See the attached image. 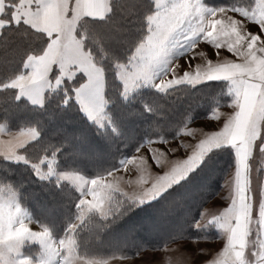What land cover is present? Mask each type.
Instances as JSON below:
<instances>
[{
  "label": "clouds",
  "instance_id": "1",
  "mask_svg": "<svg viewBox=\"0 0 264 264\" xmlns=\"http://www.w3.org/2000/svg\"><path fill=\"white\" fill-rule=\"evenodd\" d=\"M0 264H264V0H0Z\"/></svg>",
  "mask_w": 264,
  "mask_h": 264
},
{
  "label": "trees",
  "instance_id": "2",
  "mask_svg": "<svg viewBox=\"0 0 264 264\" xmlns=\"http://www.w3.org/2000/svg\"><path fill=\"white\" fill-rule=\"evenodd\" d=\"M211 2L218 3V2H222V0H211ZM8 112H9V115H15L13 106H8ZM15 122H16V118H13L12 124L14 125ZM72 127H73L72 125H65L64 129H62V131L70 132L72 130ZM127 127H128L129 132L139 135V133H140V128H139L140 125H139V121L138 120H136V119L129 120L127 122ZM129 128H131V129H129ZM94 144H95L96 148H98L99 151H100V156H99V159L97 160V163H106L107 160L109 159V156L111 155V153H109V151L107 149V146L104 145L103 142L99 141V140H94ZM130 150H131V146H129L128 148L123 149V151L125 153H127ZM220 160L224 162L223 165H220V168L222 169L223 166H225L228 163V157L222 155L220 157ZM41 197H43L44 199H47V196L45 194H43V193H41ZM159 231H162V229L153 228V229H150V234L151 235H158Z\"/></svg>",
  "mask_w": 264,
  "mask_h": 264
},
{
  "label": "crops",
  "instance_id": "3",
  "mask_svg": "<svg viewBox=\"0 0 264 264\" xmlns=\"http://www.w3.org/2000/svg\"><path fill=\"white\" fill-rule=\"evenodd\" d=\"M22 0H17V3H21ZM10 8H12V15L13 16H17L18 14H23V15H27V9L26 8H20L19 9V13H17L16 7L14 5H10ZM253 28L255 26H252ZM209 52L211 53V49H209Z\"/></svg>",
  "mask_w": 264,
  "mask_h": 264
},
{
  "label": "rangeland",
  "instance_id": "4",
  "mask_svg": "<svg viewBox=\"0 0 264 264\" xmlns=\"http://www.w3.org/2000/svg\"><path fill=\"white\" fill-rule=\"evenodd\" d=\"M131 127H132V126H131ZM129 129H131V128H129ZM216 203H220V201L217 200ZM210 246H211V247H214L213 245H210Z\"/></svg>",
  "mask_w": 264,
  "mask_h": 264
}]
</instances>
